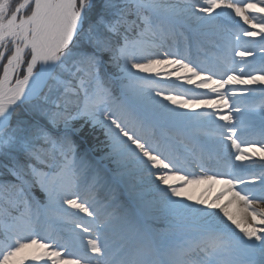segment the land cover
I'll list each match as a JSON object with an SVG mask.
<instances>
[{
    "label": "snow or ice",
    "instance_id": "1",
    "mask_svg": "<svg viewBox=\"0 0 264 264\" xmlns=\"http://www.w3.org/2000/svg\"><path fill=\"white\" fill-rule=\"evenodd\" d=\"M192 26L217 50L208 66L186 55ZM250 85H264V0H0V264H264ZM77 121L104 130L99 160ZM103 161L135 177L132 200L101 196ZM202 182L225 187L204 207L179 199Z\"/></svg>",
    "mask_w": 264,
    "mask_h": 264
},
{
    "label": "rangeland",
    "instance_id": "2",
    "mask_svg": "<svg viewBox=\"0 0 264 264\" xmlns=\"http://www.w3.org/2000/svg\"><path fill=\"white\" fill-rule=\"evenodd\" d=\"M232 26L233 25L231 23H229V27H232ZM192 28H193V30L195 29L194 26L186 27L185 29L188 30L190 33L194 34V31H190V30H192ZM190 38H193V37H190ZM206 38L207 39H205L202 43L203 47H201L200 49H193L191 51H187V56H189L192 59H195L194 61L201 63L204 66H208L209 64H211L214 61L213 60V53L214 52H215V56L218 55L216 48L213 46L212 38L210 36H208ZM256 39L258 40L259 37H257ZM173 50H175V47H173ZM248 59L251 60L252 58L249 57ZM256 60H257V67H259V53L257 54ZM169 79L170 78H167L165 80V82L168 81ZM171 80H174V79H171ZM178 83H183V82H178ZM184 87L185 88H192L193 86L192 85L186 86V83H185ZM236 87H237V89L242 90L246 86L238 85ZM247 87L257 89V91L253 97H247V95L245 93H242V92H238V95H242L243 98L245 99V102L250 107H257L261 103H264V95H262L259 92V88H264V85H250ZM193 90L197 91V92L206 91V90H201V89H193ZM206 112L207 111H205L204 113H206ZM247 121H248V123L245 126V131L243 133L244 138L247 140H252V137L256 136L260 139L261 129H260L259 112L258 111L252 112L247 117ZM81 124H84L81 131L85 130L84 127H88L89 128L88 130L92 131V132H87L88 134L93 133V135H94V131H96L95 132L96 136L94 138L96 144H92L91 146H89L88 147L89 149H87L86 151H88L90 157H92L93 159L99 160L100 157L103 156L105 154V152L107 151L106 136H105L104 130L102 128H99V127L93 128L90 124H86L83 121L75 122L76 127H80ZM81 131L73 132L72 135H73V137H78L79 139H81V141H83L82 137H79ZM256 156H258V155H256ZM217 165H220V164L217 163ZM102 167L107 168L108 171L106 173H102L103 179L101 180V185H102L101 196H108V197L114 198L115 202L118 204L119 203H127L128 201L132 200L134 192L130 186L135 184V177H131V176H125L123 178L119 177L116 173V165L114 163L109 162V161H103ZM259 171H256V172L258 173ZM199 173H197V174H199ZM135 191H140V189H136ZM34 192H35V195H38L40 200L43 202L44 201L43 193H41L38 188L34 189ZM147 198H150V196ZM179 199H183L185 201V203H187V199L185 197H180ZM148 224L150 227H152L154 229L162 230V229L166 228V224H168V223L166 220H149ZM257 227H264V226L257 225ZM27 263L29 264V262H27Z\"/></svg>",
    "mask_w": 264,
    "mask_h": 264
},
{
    "label": "bare ground",
    "instance_id": "3",
    "mask_svg": "<svg viewBox=\"0 0 264 264\" xmlns=\"http://www.w3.org/2000/svg\"><path fill=\"white\" fill-rule=\"evenodd\" d=\"M246 27H249V26H246ZM183 31H184L185 36H188L189 38L193 37V38L189 39V47H188L187 51H191L193 49H200L201 47H203L202 43L207 38L204 35H198V30L196 28L194 30H193V28H192V30H190V31H194V34L190 33L186 29H183ZM181 40L183 41V37L181 38ZM181 50H183L182 46H181ZM186 55H187V53H186ZM215 58H216V56H215V52H214L213 53V60H215ZM190 59L193 61L195 60L192 58H190ZM168 71L174 72V69H168ZM152 75H155V74L153 73ZM179 75H187V74H185L181 71L179 73ZM158 78L163 80V81H165L167 78L175 80V75H173L171 77L161 75ZM187 85L188 84H186V86ZM180 111H188V112L195 114L197 112L204 113L205 111H207V112L212 111V108L210 106H207V105H201V106H197L195 108H190V109H180ZM227 111H228L227 108H223V107L220 108L221 113H224V112L227 113ZM252 140H259V138L256 136H253ZM231 151L234 152L235 150L232 149ZM213 158L216 159L215 156ZM253 159L258 161L257 165L255 166L254 171H259L260 170L259 163H264V161H260L259 155L254 156ZM194 167H195V164H194ZM218 167H220V166H218ZM196 168L200 169L197 166H196ZM223 187H225V185H223L222 182H219V183L202 182V183L197 184V185H189L185 188L184 196H182V197H185L187 199L188 196H191L193 199L192 200L187 199V203H192L197 207H204L203 205H196L195 204L196 200L197 199H206L208 201H211ZM228 198L229 197H223L220 201H217V203H221V204L226 203ZM229 210L234 211L235 206H229ZM216 211H218V209ZM221 215H222V213H221ZM233 227H235V226L233 225ZM168 228H169V224H166V228H164V229H168ZM236 231L239 232V229H236ZM240 235H243V234L240 233ZM26 264H28L27 261H26Z\"/></svg>",
    "mask_w": 264,
    "mask_h": 264
},
{
    "label": "trees",
    "instance_id": "4",
    "mask_svg": "<svg viewBox=\"0 0 264 264\" xmlns=\"http://www.w3.org/2000/svg\"><path fill=\"white\" fill-rule=\"evenodd\" d=\"M84 131L80 132L79 137H82L83 141H81V139H79L78 137H73V139L77 142L78 145H80V150L81 152H84L86 148H88L89 146H91L92 144H96L94 138L96 136L94 131V135L92 134H88L87 132H92L90 130H88V127H84ZM0 171H3L2 169H0ZM12 177L7 176V175H2L0 176V181H4V180H11ZM37 197H39L38 195H36Z\"/></svg>",
    "mask_w": 264,
    "mask_h": 264
}]
</instances>
